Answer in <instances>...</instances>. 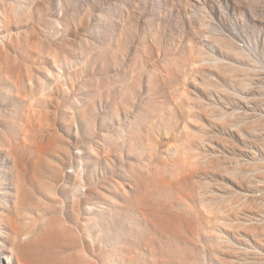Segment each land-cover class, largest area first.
I'll return each instance as SVG.
<instances>
[{"label": "rangeland", "instance_id": "obj_1", "mask_svg": "<svg viewBox=\"0 0 264 264\" xmlns=\"http://www.w3.org/2000/svg\"><path fill=\"white\" fill-rule=\"evenodd\" d=\"M0 264H264V0H0Z\"/></svg>", "mask_w": 264, "mask_h": 264}]
</instances>
